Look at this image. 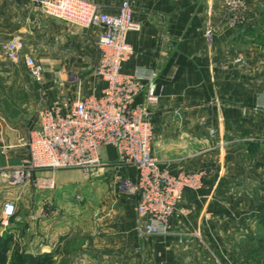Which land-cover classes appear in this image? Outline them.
<instances>
[{
    "label": "crops",
    "instance_id": "crops-1",
    "mask_svg": "<svg viewBox=\"0 0 264 264\" xmlns=\"http://www.w3.org/2000/svg\"><path fill=\"white\" fill-rule=\"evenodd\" d=\"M92 1L117 13L123 0ZM131 3L142 28L128 36L134 53L123 72L157 70L161 97L152 116L153 154L173 173L200 174L201 179L198 188L185 190L171 232L156 237L150 263L257 264L255 240L264 218V204L257 206L264 198V112L251 108L264 94V0H247L246 17L240 19L228 11L226 0ZM102 30L53 18L31 0H0V35L20 38L23 51L43 63L47 104L78 98L75 84H55L61 75L89 76L83 96L101 92L105 82L91 70L99 60ZM12 63L0 51V233L14 234L29 250L60 254L85 231L82 247L71 248L83 251L78 264H146L136 196L126 186L136 182V166L97 169L81 213L71 193L72 169L34 172L33 178L53 177V190L11 182V167L29 156L21 138L38 118L27 86L19 88L20 97L11 91ZM100 156L109 163L118 158L113 146L101 148ZM7 200L15 202L17 211L4 227ZM36 203L35 230L31 213L18 210ZM50 203L54 214L47 212Z\"/></svg>",
    "mask_w": 264,
    "mask_h": 264
},
{
    "label": "built area",
    "instance_id": "built-area-1",
    "mask_svg": "<svg viewBox=\"0 0 264 264\" xmlns=\"http://www.w3.org/2000/svg\"><path fill=\"white\" fill-rule=\"evenodd\" d=\"M31 1L53 18L87 29L103 28L97 41L100 56L95 74L105 85L99 94H79L72 102L64 97L38 110V125L21 138L29 156L10 171L11 182H33L38 188L53 190L55 179L33 178L36 170L81 168L90 173L102 164L101 148L113 146L120 162L138 169L136 182H128L136 195L138 233L169 234L185 190L198 188L201 179L200 174L173 173L153 154L152 116L161 97L157 70L140 67L132 74L123 72L124 63L134 53L128 36L142 28L131 0H123L117 13L102 10L92 0ZM246 1L226 0L233 17L240 19ZM23 48L20 38L10 39L4 45V55L13 62H24L34 80L42 83L45 66ZM256 109L264 112V94ZM215 132L212 128V135ZM16 211L15 202L7 200L1 225L9 227Z\"/></svg>",
    "mask_w": 264,
    "mask_h": 264
},
{
    "label": "rangeland",
    "instance_id": "rangeland-1",
    "mask_svg": "<svg viewBox=\"0 0 264 264\" xmlns=\"http://www.w3.org/2000/svg\"><path fill=\"white\" fill-rule=\"evenodd\" d=\"M246 11L247 10H245L242 13L240 18L246 17V13H247ZM8 40H10V39L0 35V51H1V53H3V55H4V45ZM37 45H39V43H37ZM23 47H24V44H23ZM239 59L241 61L240 64L244 63L243 58H239ZM11 62H13V61L11 60ZM12 64L13 65H11V66L15 67L14 68L15 73L11 75V84H13V87H11V91L15 90V95L17 97H20L23 94V90H21V89H23L22 87L27 86L28 89H26V91L29 90V93L31 94V98L34 101L32 106L35 109V112L37 113V117H38V110L42 106L47 104V102H48V96L45 92L46 88L41 83L34 80V78L29 73L28 68L24 62H14ZM95 68H96V65L91 70V72L94 76L96 75L95 74ZM86 77H89V76H87V75H80V76H78V75H61V76H58V78L60 80L58 81V83L55 82V84L59 85V84L68 83V82L71 84H75L77 86V90H76L77 95H79V94L83 93L82 92V87L84 84L83 81H84V78H86ZM61 78H64L63 81H61L62 80ZM55 84L54 85L52 84L51 86H55ZM19 88H21V89H19ZM160 94H161V92H160ZM251 110L259 112V110H257L256 108H254V109L251 108ZM37 125H38V118H37V120L35 118V122L33 120L31 125L29 124V126H30L29 131ZM29 131H28V133H29ZM101 161H102L101 166L96 167L90 173H86L84 170L82 173L81 168H63V170L72 169L73 171H75L74 173L71 172L73 174V177H74V182H73V187H72L73 191H71V193H72V196L74 197V200L79 205V210H81L80 213L84 210L83 206L85 208V204H86L87 199H88V197H87L88 193L87 192H88V189L90 188V186H88V182L89 181L92 182L94 180L91 178H92V175H94L95 171L97 169L104 168L106 166H112V167L121 166L122 167V166L127 165V164L120 162L118 160V158L116 159V161L110 162V163L103 160L102 158H101ZM16 167H18V165L11 167V171ZM126 186H128L127 190L131 191L132 194L135 195L134 191L132 190V186L130 184H128V182L126 183ZM262 203L264 204V198L262 199V202L257 205L258 208L262 209ZM53 206H55V205L51 204V203L48 204V209H47L48 214H54L55 213L56 208ZM39 210H40L39 205H38V203H36V204H31L29 206L28 205H22L21 208L18 210V212H20V214L26 213L27 215H29V213H31L30 214V222L33 226V229L36 230V229H38ZM28 211H30V212H28ZM86 223L87 222L85 221L84 223H81L80 226H82L84 224L86 225ZM136 223H137V218H136ZM258 223H259L258 228H260V230H259V234L256 236V240H255V251L257 254V262L256 263L261 264L262 258H264V218L259 219ZM84 233H86V232L83 231L82 235L77 234L78 236H75L73 239H71V243L65 244L64 249L62 252H60V254H58L59 252L58 253L55 252V259L56 260H55L54 264H78L77 262L81 258H85V256L83 255V251H81L79 248H78V250H72L71 249V248H75L76 246L80 247V248L82 247V245L80 246V244L83 243L85 241V239L87 238V235ZM167 235H150V234L140 235L145 240L144 241V250L142 251V256H143V261L146 262V264H151L150 261L153 260L152 254H154L155 252H151V250L154 249L156 244H157V242L155 240L156 237L157 236L165 237ZM15 240H16V242L19 241V243L22 242L19 239H15ZM20 247H22L27 252L34 253V254L44 253V252H41L39 250H29L28 248L24 247V245H21ZM158 257H161V259H163L161 254ZM159 264H164V262L161 261V262H159Z\"/></svg>",
    "mask_w": 264,
    "mask_h": 264
},
{
    "label": "trees",
    "instance_id": "trees-1",
    "mask_svg": "<svg viewBox=\"0 0 264 264\" xmlns=\"http://www.w3.org/2000/svg\"><path fill=\"white\" fill-rule=\"evenodd\" d=\"M55 252L30 253L16 242L12 233H0V264H54ZM261 264H264L262 258Z\"/></svg>",
    "mask_w": 264,
    "mask_h": 264
}]
</instances>
